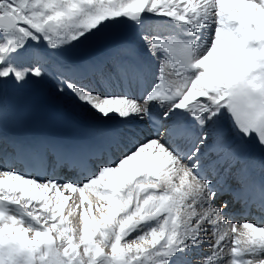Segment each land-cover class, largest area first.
I'll use <instances>...</instances> for the list:
<instances>
[{
  "label": "snow or ice",
  "instance_id": "snow-or-ice-1",
  "mask_svg": "<svg viewBox=\"0 0 264 264\" xmlns=\"http://www.w3.org/2000/svg\"><path fill=\"white\" fill-rule=\"evenodd\" d=\"M48 80L118 126L47 165L0 136V264H264V0H0V124Z\"/></svg>",
  "mask_w": 264,
  "mask_h": 264
},
{
  "label": "bare ground",
  "instance_id": "bare-ground-1",
  "mask_svg": "<svg viewBox=\"0 0 264 264\" xmlns=\"http://www.w3.org/2000/svg\"><path fill=\"white\" fill-rule=\"evenodd\" d=\"M84 50L82 54H78L79 50ZM94 50V52H91ZM97 46L96 45H85L78 49L71 50L68 53V56L73 60H80L85 57L92 56L96 54ZM80 56V57H79ZM153 67H155V62H153ZM20 90H29L34 92L38 98L47 104L51 105L61 114L67 116L70 119L76 120L86 126H95V127H108V126H118L116 122H110L108 125L105 124L104 121L95 117L86 107L78 104L71 96L69 95H58L55 91V84L53 81L48 80L41 83H30L25 85L23 88H16L15 86L8 85L2 89V100L3 107L7 110V115L10 116L11 112L15 107L16 96ZM8 100L12 101L8 103ZM252 149L255 152H258L257 146L253 145ZM261 153V152H258ZM264 155V153L259 154ZM211 173H214L211 170ZM259 174V169L257 168L256 175ZM232 188L238 187L237 183L234 181L228 182ZM78 194L73 195V199L68 202V207L66 208V212L70 209L74 202H78L77 199ZM79 211V210H78ZM69 220L72 221V224L79 225V220L76 216L69 217ZM192 259L195 261L197 259L196 255H193Z\"/></svg>",
  "mask_w": 264,
  "mask_h": 264
},
{
  "label": "rangeland",
  "instance_id": "rangeland-1",
  "mask_svg": "<svg viewBox=\"0 0 264 264\" xmlns=\"http://www.w3.org/2000/svg\"><path fill=\"white\" fill-rule=\"evenodd\" d=\"M83 51H84L83 49H82V50H79L78 54H82ZM91 52H94V50H92ZM79 57H80V56H79ZM72 197H73V196H72ZM72 199H73V198H72ZM72 199H71V200H72ZM77 199H78V196H77ZM74 226L79 227V225H75V224H74Z\"/></svg>",
  "mask_w": 264,
  "mask_h": 264
}]
</instances>
